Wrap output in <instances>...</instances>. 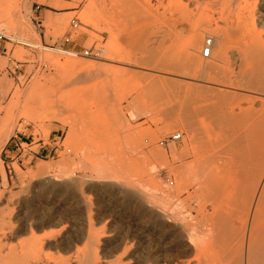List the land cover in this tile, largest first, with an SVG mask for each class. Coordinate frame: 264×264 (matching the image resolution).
<instances>
[{
  "label": "rangeland",
  "instance_id": "obj_1",
  "mask_svg": "<svg viewBox=\"0 0 264 264\" xmlns=\"http://www.w3.org/2000/svg\"><path fill=\"white\" fill-rule=\"evenodd\" d=\"M128 2L0 0V30L14 38L0 50V264L30 239L16 235L18 219L52 211L63 234L98 238L103 259L126 252L125 264H221L246 219V195L264 184V85L245 71L234 37L220 60L200 54L208 36L220 51L216 25L234 21L251 35L264 0H199L191 12H144ZM193 25L209 31L190 58ZM16 40L75 52L56 53L94 68L58 65L48 49ZM176 133L182 138L172 141ZM16 135L18 152L3 157ZM192 137L206 142L198 158L188 153ZM38 163L51 167L31 172ZM191 164L177 198L174 168ZM199 203L209 214L200 222Z\"/></svg>",
  "mask_w": 264,
  "mask_h": 264
},
{
  "label": "bare ground",
  "instance_id": "obj_2",
  "mask_svg": "<svg viewBox=\"0 0 264 264\" xmlns=\"http://www.w3.org/2000/svg\"><path fill=\"white\" fill-rule=\"evenodd\" d=\"M198 1L199 0H129L127 6L130 9H136L144 12L159 11L161 8L164 9L165 11L175 8V9H182L191 12V7L193 6L196 7L199 3ZM198 8L199 7H197L196 9ZM83 16L86 18V12L83 14ZM240 16L242 18L243 15ZM262 20L263 19L259 17L258 27L261 28H258L257 26L254 27V31L251 35L246 33L243 34L238 28H235L234 21H230V22L227 21L225 27L216 25L217 27L215 28V30L217 31V37L219 39L218 43H219L220 51L216 52L215 50H213L214 38L208 36L206 37L203 46L205 45L207 39L209 38L212 39V51L214 52L213 53L211 52V56L209 58H204L202 56V49H203L202 47L200 52L201 58L204 60L213 59L212 62H215L219 58V55L223 54L224 49L228 45L229 38L234 37L235 40L240 43L241 53L243 54L244 59L247 62L245 71L247 72L250 71L251 73H253V75H255L254 77H256V79L258 80V83L264 85V23H263L264 21L262 22ZM203 22L205 26L206 25L210 27L213 26L211 25L210 21L208 22L203 21ZM174 25L175 26L178 25L179 27L181 25L184 26V23L183 21L179 23L176 22ZM206 28L197 25L192 26L191 39L187 49L188 57L190 58L193 57L195 55V52L199 51L203 36L205 33L209 31ZM20 41L27 46L48 49L49 52L47 53L46 58L48 57L52 58L53 61L58 65L81 67L87 70L94 68L93 64H84L80 62L81 60L77 61V59H73L71 57L63 56L64 57L63 58L61 57L63 54L61 55L56 53L57 51L64 54L69 53V52H65L64 50L58 49L55 52V49L43 47L38 43L28 42L24 40H20ZM212 66L215 65L212 64ZM217 94L220 99L224 100L226 98V95L221 91L218 92ZM186 110L187 108L185 109V111ZM184 122H185L184 125L187 128H190L191 123L188 120H184ZM189 132L192 134L191 131ZM205 147H206V142L195 141L194 137H192L191 148H189L188 153L198 158L199 152L203 151ZM68 152H70V150H68ZM158 157L160 159L168 160L167 155L162 151L159 153ZM50 167L51 166L48 164L38 163L37 166L33 168L31 167L30 171L35 174H39L49 170ZM174 170H176L175 172L177 173L176 174L178 180L177 198H179L182 191L184 189H187L185 184L186 178L188 175H191V173H194V166L192 164L188 165L186 169H184L183 166L180 167L177 166L174 168ZM203 184H204L203 181L196 183L197 187L195 188L194 192L197 195V197L199 195H202L201 192L203 189L202 186ZM191 195L192 193L188 195V198L192 197ZM178 202L179 203L176 205V207L179 214H181L180 211L183 208L182 205L183 201L178 200ZM204 204H200V203L198 204V210H197L198 216L196 215V219H194L195 221L198 220L200 222L201 221L200 218H203L206 215L209 216V214L206 212V207ZM243 209L245 210L244 215H246V219H244V223L242 222L243 226L241 227V229L238 232V235L235 238V243L229 242L228 247L230 251H227L229 254L225 255V257L223 256L224 258L221 257L223 258L222 262L223 264H264V184L261 188H259V185H257L255 188H253L250 191L248 195H246L243 203ZM191 211L192 210H190V212ZM56 216H57L56 211H52L49 212L44 218H41V220L34 218L33 216L31 217L28 216L25 218L20 217L17 221L19 224L17 226L16 235L19 236L23 232H28L30 234V239L25 244L20 243L19 246L16 245L18 247L15 246H14L15 248L13 246L11 247L14 249L13 252L10 251L9 259H11V263L10 260L8 263L10 264H123L124 263L126 258V252H121L117 254L115 253L109 259H103L102 257H100L98 251L100 245L99 239L93 236L91 233L77 240L73 238L71 235L63 234L65 233L64 232L65 225L63 224V221L56 220ZM55 220L56 222H54ZM45 224L60 226V229L59 231L57 230L58 232L51 231V232L41 233V230L43 229L42 226ZM5 233L6 232H1L0 234V251L3 246L1 242H3L2 240L6 238ZM82 242L83 244L79 245ZM11 248L9 250H12ZM58 248L62 249L63 251L62 254L55 255L54 253H52L51 250ZM3 251L5 252V250ZM1 257L0 260L1 259L3 260V258H5V257L3 258ZM173 264H193V263L192 261L188 260Z\"/></svg>",
  "mask_w": 264,
  "mask_h": 264
},
{
  "label": "built area",
  "instance_id": "obj_3",
  "mask_svg": "<svg viewBox=\"0 0 264 264\" xmlns=\"http://www.w3.org/2000/svg\"><path fill=\"white\" fill-rule=\"evenodd\" d=\"M77 18H74L72 20V24H71V27L75 28L77 27ZM14 38L10 37L9 35H7V33H5L4 30H0V50L2 48L5 47V44L7 41H13ZM71 40V36H68V37H65L64 39V42H70ZM17 43H22L20 40H16ZM24 44V43H22ZM88 53L89 50H86ZM211 52H212V39H207L206 40V43L205 45L203 46V49H202V56L204 58H209L211 56ZM71 54H76L75 52H69ZM172 141H175V140H179L182 138V134L181 133H176V134H173L169 137ZM166 141L165 140H162L160 143L163 145ZM21 146V145H20Z\"/></svg>",
  "mask_w": 264,
  "mask_h": 264
},
{
  "label": "crops",
  "instance_id": "obj_4",
  "mask_svg": "<svg viewBox=\"0 0 264 264\" xmlns=\"http://www.w3.org/2000/svg\"><path fill=\"white\" fill-rule=\"evenodd\" d=\"M16 138H18V136L16 135L15 137H11L10 141H9V145H10V149L5 148L4 151V155L3 157H6V154H10V153H16L18 152V146L21 144V142H19Z\"/></svg>",
  "mask_w": 264,
  "mask_h": 264
}]
</instances>
